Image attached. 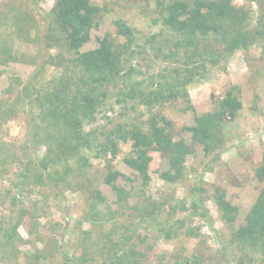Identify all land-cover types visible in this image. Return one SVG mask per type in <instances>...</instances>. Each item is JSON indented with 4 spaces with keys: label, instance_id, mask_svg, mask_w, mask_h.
Listing matches in <instances>:
<instances>
[{
    "label": "trees",
    "instance_id": "obj_1",
    "mask_svg": "<svg viewBox=\"0 0 264 264\" xmlns=\"http://www.w3.org/2000/svg\"><path fill=\"white\" fill-rule=\"evenodd\" d=\"M157 8L158 15L152 23H160L163 30L146 38L145 43L163 59L181 66L185 75L177 67L175 82L161 76L163 82H151L149 90L143 91L139 83L131 80L135 68L130 62L135 52L130 46L138 31L116 20L113 24L116 35L125 39L123 46L116 45L108 35L99 39L97 48L81 51L97 25L100 8L90 0H55L42 34L48 51L43 63L60 70L59 75L53 80L37 81L43 66L23 87L21 99L0 97V205L11 213L5 223L0 222L1 264L53 263L63 245L57 239H47L40 218L47 216L49 196L64 199L65 193L82 197L86 208L75 221L79 238L72 244L74 253L61 264H170V260L172 264H206L200 254H185V248L169 254L155 251L160 240L200 238V226L194 224L195 219H207L208 195L205 188L195 185L188 197L153 198L148 193L150 154L157 152L167 161L159 174L165 185L185 183V163L196 147H201L205 157L213 154L214 159H219L227 120L236 117L242 108L239 93L235 88L227 90L212 111L196 115L194 124L183 129L190 135L188 143L183 138L175 140L169 122L160 112L153 115V109L161 108L163 101L175 102L184 97L194 74L206 70L208 64L217 66L234 52L261 44L264 22L260 16L251 26L249 8L237 7L232 0L158 2ZM21 12L14 13L16 28L19 32L23 27L33 29L27 14ZM0 57L1 65L22 62L7 45L0 49ZM174 84L179 88L172 90ZM110 86L117 87L112 97L120 106L138 100L137 105L147 108L151 115L145 123L123 121L102 132L87 129L96 122L110 95ZM19 113H29L30 119L28 137L16 150L14 143L1 136V130L8 122L20 120ZM99 136L103 140L99 141ZM128 143L131 149L122 157L130 169L127 177L115 169L112 161L121 152L119 145ZM41 148L44 151L39 156ZM91 160L105 161L102 183L109 187L113 200L91 188L95 187ZM17 167L16 178L11 179ZM255 176L264 182V152ZM42 187H48V192L44 193ZM213 192L218 219L226 229L216 234L221 245L218 253L225 256L228 264H264V191L246 215L245 225L238 228H234L237 208L226 200L223 191L214 188ZM34 193L41 199H30ZM127 211L132 212L129 214L133 222L119 224V217ZM20 227L27 232V238L19 234ZM39 243L44 247L37 248ZM23 244L32 246V251L21 253ZM50 245L51 250L47 248Z\"/></svg>",
    "mask_w": 264,
    "mask_h": 264
},
{
    "label": "rangeland",
    "instance_id": "obj_2",
    "mask_svg": "<svg viewBox=\"0 0 264 264\" xmlns=\"http://www.w3.org/2000/svg\"><path fill=\"white\" fill-rule=\"evenodd\" d=\"M174 1L186 0H90L92 4L100 8L101 12L96 18L97 25L90 31L89 42L81 48V51L97 48L99 39L108 35L116 45H122L125 39L116 35L113 24L116 20H122L130 28L138 31L134 43L130 46L131 51L135 52L130 62V65L135 68L131 80L139 83L143 91L149 90L151 82H163L164 79L160 80L161 76L173 82L176 80L174 70H177V67L182 70L181 66L163 59L162 54L154 50L150 44L145 43V39L158 35L163 30L160 23H152L158 15V2L171 4ZM54 2L55 0H0V49L7 45L14 55L22 59V62L10 61L7 65L0 64V97L11 101L21 99L23 87L43 66L37 81L53 80L59 75L60 70L56 71L54 67L43 63L48 56V51L42 42V34L46 30V19ZM232 3L237 7L249 8L251 26L258 22L260 16L261 21L264 22V0H232ZM17 10L27 14L29 25L33 29L28 30L23 27L19 32L14 24V13ZM163 53H166L165 50ZM181 72L185 75L183 70ZM188 74L189 72L185 77ZM174 85L172 90L180 86ZM107 88L110 95L103 102L96 122L87 129L94 128L102 132L112 129L117 123L123 121L145 123L144 121L151 115L147 108L137 105L138 100L130 102L127 106H120L116 103L115 97H112V94L117 92V87ZM232 88L239 93L242 108L236 117L227 120L222 137L223 148L219 152L218 160L213 158V154L205 157L201 147L198 146L186 160V182L180 185H165L160 180L159 174L166 168L167 161L157 152L150 154L152 157L149 166L151 185L148 193L153 198L188 197L195 185L205 188L208 195L205 200L207 219L203 221L195 219L194 224L200 226V238L186 239L180 236L173 241L160 240L155 248L157 253L169 254L185 248V254H200L206 264H228L225 256L218 253L221 245L216 234H221L226 229L219 221L216 206L213 204L214 188L223 191L226 200L237 208L234 228L245 225L246 215L259 194L264 191V182L258 181L255 176L264 152V40L248 50L234 52L217 66L208 64L206 70L194 74V81L187 86L184 97L178 98L175 102L163 101L161 108L153 109V115L160 112L163 119L171 125L174 139L183 138L188 143L190 135L183 129L194 124L196 115L212 111L215 103ZM19 114L20 120L8 122L1 130V136L5 137L7 142L14 143L16 150L28 137L27 120L30 119L29 113ZM98 139L103 140V136H99ZM119 147L121 152L112 161V165L128 177L130 169L122 162V157L130 151L131 146L128 143L120 144ZM32 151L33 149L30 148V154ZM43 151L44 149L41 148L38 155L40 156ZM85 154L87 155L88 152ZM108 157L110 159V156ZM90 163L93 180L95 179V187L91 188L99 190L107 199L113 200L109 187L102 183V177L106 172L105 161L91 160ZM18 171V167L14 168L10 178L15 180V173ZM41 189L44 193L49 190L48 187ZM49 198H51L50 207L47 208V216L40 218V225L42 231L48 235L47 239L51 238L52 241L57 239L58 244L63 245L59 249L61 254H57L51 263L61 264L65 257H71L74 253L72 244L79 238L75 221L86 207L83 198L76 194L65 193L64 199L59 196L55 200L53 195ZM30 199L40 200L41 197L38 193H34L30 195ZM131 211L119 217V224L126 225L133 222L134 217L129 214ZM9 215H11L10 210L0 205V222L5 223L4 220L7 221ZM83 227L86 228V224ZM18 232L23 238H27V232L23 228L20 227ZM31 247L29 244H23L20 246V251L29 253L32 251ZM36 247L41 249L44 246L39 243ZM49 247L51 248V245L47 248ZM171 262L172 260L169 261L170 264Z\"/></svg>",
    "mask_w": 264,
    "mask_h": 264
}]
</instances>
